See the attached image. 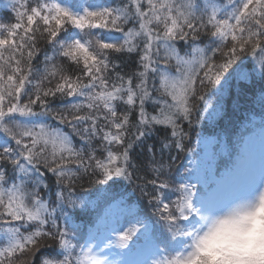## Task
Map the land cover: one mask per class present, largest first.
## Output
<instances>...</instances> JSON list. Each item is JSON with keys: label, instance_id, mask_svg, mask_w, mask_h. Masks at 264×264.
<instances>
[{"label": "snow or ice", "instance_id": "1", "mask_svg": "<svg viewBox=\"0 0 264 264\" xmlns=\"http://www.w3.org/2000/svg\"><path fill=\"white\" fill-rule=\"evenodd\" d=\"M8 7L0 18V264H116L91 233L81 243L68 215L101 199L119 247L142 257L120 264H192L213 213L255 195L229 217L241 221L233 243L248 242L250 218L264 206V164L257 178L230 165L227 145L202 159L190 145L198 92H220L225 73L237 94L241 83L264 80V0H9ZM202 35L212 43L202 47ZM242 56L252 58L251 70L237 63ZM198 99L207 110L205 96ZM258 100L264 105V90ZM160 129L157 149L147 140ZM137 147L145 160H136ZM181 154L198 162L188 159L194 166L181 171ZM45 173L56 177L54 206L41 194ZM84 176L101 186L94 199L74 191ZM118 181L134 185L151 214L113 191ZM48 241L55 257L42 252Z\"/></svg>", "mask_w": 264, "mask_h": 264}, {"label": "trees", "instance_id": "2", "mask_svg": "<svg viewBox=\"0 0 264 264\" xmlns=\"http://www.w3.org/2000/svg\"><path fill=\"white\" fill-rule=\"evenodd\" d=\"M96 2H99V0H96ZM8 4L9 0H0V18L2 19H6L10 15ZM201 41V44L204 45H209L212 43L211 39L206 35L201 36ZM181 54H183V52ZM40 59L43 60V54H41ZM129 63L134 67L133 62L130 61ZM237 63L242 64L244 67L251 70L252 58L250 56H242L237 60ZM229 71L231 72V69ZM225 76L228 77L227 84H225L224 80L222 79L221 85L216 86V88L220 89V92H217L215 88L204 89L201 92H198L197 99L194 101L197 107L193 112V117H196L197 113H199V122L192 132V144L190 145V147H192L196 153L200 152L199 141L201 139L209 140L211 154L218 153L225 145L224 140L228 143L229 147L235 148L243 132L252 131L253 129H255L254 125L264 124V105H262L258 100L259 93L261 92V90H264V80H260L257 77L254 78L251 83H241L239 85L240 92L239 94H237L236 80L233 77L229 76V73H225ZM197 86L199 87V85ZM222 93L224 94L222 95ZM199 95L205 96V100L208 104L207 110H205V102L198 99ZM220 104H223V109L221 110L220 115H216L215 109L217 105ZM53 106L56 107V105ZM148 110L149 112H152L153 109L151 105H149ZM51 123H53L54 126L56 124L55 121H52ZM228 126H231L230 130H226V127ZM64 130L69 131L68 128H65ZM227 132L233 133V135L228 136L226 134ZM197 133H199V135H197ZM164 134V130L160 129L156 132L155 135L147 140V143L154 144L156 148L159 149V138ZM78 139V137H74V141L77 142V146H79ZM232 153L234 154V152ZM133 155L135 156L137 161H143L147 158L146 153L142 152L139 147L136 148ZM165 156H167V153H165ZM195 157L196 155L194 154L189 155L188 159H192ZM188 159H185L184 154H181L180 159L177 160L176 164L178 167H181V171H183V166L189 165ZM45 175L47 177L46 183L49 187L47 189H42L41 194L46 200H51L54 206L55 194L59 190L56 184V177L50 173H45ZM92 180L93 178L84 176L75 183L74 191L77 194H83L85 199L95 198V193L101 186L92 182ZM111 188L113 191L125 193L131 203H138V206L145 214H151L152 208L148 205L147 198L142 197L139 190L133 192L134 185H130L125 181H118L117 183L112 184ZM148 190L150 191L151 189L149 188ZM65 195H67V192H65ZM170 198L175 199V196H171ZM99 201L100 207L98 215L102 213V208L105 205V201L103 199ZM80 211L81 209L79 208L73 209L69 211L68 215L71 216L72 223L80 226L82 236L86 226L94 223L97 217L95 219L94 216L93 220L90 223L87 221H83V218H85V216H82V213H80ZM58 223L63 225L65 221L60 220L58 221ZM48 244L49 247L43 249L42 252L50 257H55L58 252L57 245L52 241H48Z\"/></svg>", "mask_w": 264, "mask_h": 264}, {"label": "clouds", "instance_id": "3", "mask_svg": "<svg viewBox=\"0 0 264 264\" xmlns=\"http://www.w3.org/2000/svg\"><path fill=\"white\" fill-rule=\"evenodd\" d=\"M252 203H255V195L243 201H233L213 213L202 232V255L192 264H264V242H258L264 228V206L250 218L251 227L245 233L249 237L248 242L244 245L233 243L241 221L229 217L245 211ZM236 250L240 258L233 255Z\"/></svg>", "mask_w": 264, "mask_h": 264}, {"label": "rangeland", "instance_id": "4", "mask_svg": "<svg viewBox=\"0 0 264 264\" xmlns=\"http://www.w3.org/2000/svg\"><path fill=\"white\" fill-rule=\"evenodd\" d=\"M202 2V0H201ZM203 47L204 44H201ZM206 112V111H204ZM231 126L226 127V130H230ZM228 136H232L233 133H226ZM200 145L203 147L204 151L209 150V144L207 141L201 140ZM243 153H244V162H242L239 166L250 168L254 175L258 178L260 175L262 164H264V129L258 134H252L248 136L243 144ZM198 162V159L194 160V163ZM194 165H191L193 167ZM94 199V198H93ZM100 201L95 205H90L85 209H81L80 213L82 216L84 215L83 221L91 222L93 217L95 219L99 213ZM116 212V209L112 210ZM81 230L79 235L81 237ZM94 239L91 241L93 245L97 248V250H103V255L107 256L110 260L115 261L116 264H120L122 261H135L142 259V257L138 254L132 257V253L128 252L127 249L119 247L118 244V236H114L107 229H101L99 232L94 229L90 230L89 233H96ZM88 233V234H89ZM108 245L105 248V245ZM79 251V249H78Z\"/></svg>", "mask_w": 264, "mask_h": 264}]
</instances>
